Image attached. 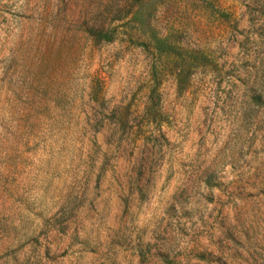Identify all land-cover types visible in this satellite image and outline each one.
I'll return each instance as SVG.
<instances>
[{"label": "rangeland", "instance_id": "1", "mask_svg": "<svg viewBox=\"0 0 264 264\" xmlns=\"http://www.w3.org/2000/svg\"><path fill=\"white\" fill-rule=\"evenodd\" d=\"M0 264H264V0H0Z\"/></svg>", "mask_w": 264, "mask_h": 264}, {"label": "trees", "instance_id": "2", "mask_svg": "<svg viewBox=\"0 0 264 264\" xmlns=\"http://www.w3.org/2000/svg\"><path fill=\"white\" fill-rule=\"evenodd\" d=\"M156 45L161 51L165 49L162 40H157Z\"/></svg>", "mask_w": 264, "mask_h": 264}]
</instances>
